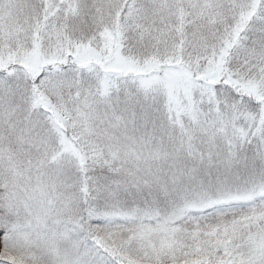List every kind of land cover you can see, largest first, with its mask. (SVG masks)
Masks as SVG:
<instances>
[{
	"label": "snow or ice",
	"instance_id": "1",
	"mask_svg": "<svg viewBox=\"0 0 264 264\" xmlns=\"http://www.w3.org/2000/svg\"><path fill=\"white\" fill-rule=\"evenodd\" d=\"M0 264H264V0H0Z\"/></svg>",
	"mask_w": 264,
	"mask_h": 264
}]
</instances>
